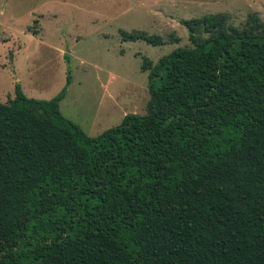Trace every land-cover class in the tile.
I'll use <instances>...</instances> for the list:
<instances>
[{
    "label": "trees",
    "instance_id": "1",
    "mask_svg": "<svg viewBox=\"0 0 264 264\" xmlns=\"http://www.w3.org/2000/svg\"><path fill=\"white\" fill-rule=\"evenodd\" d=\"M182 23L142 61L145 114L96 136L60 111L70 75L0 101V264H264V22Z\"/></svg>",
    "mask_w": 264,
    "mask_h": 264
},
{
    "label": "rangeland",
    "instance_id": "2",
    "mask_svg": "<svg viewBox=\"0 0 264 264\" xmlns=\"http://www.w3.org/2000/svg\"><path fill=\"white\" fill-rule=\"evenodd\" d=\"M16 9L11 36L0 38V101L14 96L16 82L28 97L49 99L70 75L60 111L90 136L116 126L127 113L145 114L148 72L142 61L190 46L183 20L221 13L242 27L256 12L264 22V0H29ZM34 16L39 22L33 23ZM28 25L37 36L26 31ZM123 30L157 34L166 43L124 41ZM23 43L27 50L18 53Z\"/></svg>",
    "mask_w": 264,
    "mask_h": 264
},
{
    "label": "crops",
    "instance_id": "3",
    "mask_svg": "<svg viewBox=\"0 0 264 264\" xmlns=\"http://www.w3.org/2000/svg\"><path fill=\"white\" fill-rule=\"evenodd\" d=\"M166 1L174 3V1H177V0H166ZM178 1H186V0H178ZM28 2H29V0H0V38L2 37L1 35H3V34L11 36L8 29H9V26L13 23V20L18 19V17H16V14H18V12H16V10H17L16 8L23 7V6L27 5ZM34 15H36V14H34ZM36 16L40 17L43 15L40 14V15H36ZM36 16H34L35 19L33 20V23L39 22V20ZM29 27H30L29 25L26 26V31L31 33V31L29 30ZM37 32L39 33L38 30H37ZM38 33H37V35H38ZM37 35H33V36H37ZM41 35L42 34H40V36ZM16 50L18 53H24L27 50V45L25 43H23L22 45L17 46ZM14 56H15V54H14ZM21 88H22V86H21ZM23 92H24V88H23ZM30 94H32V96H33V94L37 95V92L35 93L34 91H30Z\"/></svg>",
    "mask_w": 264,
    "mask_h": 264
}]
</instances>
